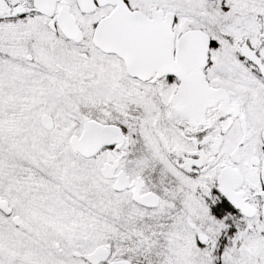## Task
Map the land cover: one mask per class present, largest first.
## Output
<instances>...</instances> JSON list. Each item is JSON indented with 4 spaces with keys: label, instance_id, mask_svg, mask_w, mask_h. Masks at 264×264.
Masks as SVG:
<instances>
[{
    "label": "snow or ice",
    "instance_id": "snow-or-ice-1",
    "mask_svg": "<svg viewBox=\"0 0 264 264\" xmlns=\"http://www.w3.org/2000/svg\"><path fill=\"white\" fill-rule=\"evenodd\" d=\"M0 264H264V0H0Z\"/></svg>",
    "mask_w": 264,
    "mask_h": 264
}]
</instances>
